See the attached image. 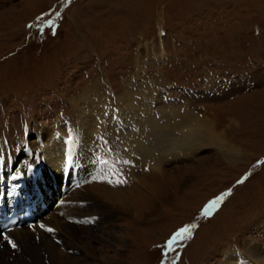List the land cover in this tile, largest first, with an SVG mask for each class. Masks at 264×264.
I'll use <instances>...</instances> for the list:
<instances>
[{"label": "rangeland", "instance_id": "374dc122", "mask_svg": "<svg viewBox=\"0 0 264 264\" xmlns=\"http://www.w3.org/2000/svg\"><path fill=\"white\" fill-rule=\"evenodd\" d=\"M96 90L112 114L120 107L117 96L128 91L137 101L151 98L163 113L179 109L216 122V131L243 155L206 147L167 161L165 175L140 166L132 177L131 169L143 159L128 141L134 133L115 124L99 126L106 142L92 162L80 165L88 167L87 182L102 171L98 156L105 167L102 183L90 182L91 190L106 198L100 200L105 208L96 204L97 225L88 239L96 254L69 252L81 264H226L235 252L246 264H259L255 250L264 255V0H0L2 168L20 160L23 149L35 155L44 151L38 134L47 137L56 126L75 132L78 103ZM66 137L71 150L74 140ZM81 172L76 171L78 181ZM74 179L71 174L69 186L76 192ZM67 189L58 190L57 202L44 215L47 221L75 197ZM118 194L131 211L107 201Z\"/></svg>", "mask_w": 264, "mask_h": 264}, {"label": "bare ground", "instance_id": "6f19581e", "mask_svg": "<svg viewBox=\"0 0 264 264\" xmlns=\"http://www.w3.org/2000/svg\"><path fill=\"white\" fill-rule=\"evenodd\" d=\"M143 73V69L139 68V77H142ZM130 90L131 85H128V91ZM128 91L122 96H117L120 107L113 114L106 104L107 100L103 93L97 90L87 91L88 93L82 95L81 101L78 103L77 114L80 126L76 127L75 132L70 133L64 127L56 126L55 129L46 132L47 137L41 134L35 137L38 142L45 145L44 151H40V154L35 155L31 150L23 149L20 154L21 159H14L11 167H5L3 164L5 168H2L0 165V198L11 199L13 195L17 196V192H20L21 189L39 193V196L33 194V197H23L24 201L29 198V204L24 203V214L32 220L30 212L38 206L49 208L51 205L50 210H52L57 197L55 196L53 201L51 200L54 197L52 191L55 190V184L59 186L60 178L65 183L64 178L67 176V171L70 170V179L73 171L79 172L82 169L79 181L77 174L72 175L75 177L73 184L78 182L76 187L79 188L76 192L71 190V185L68 186L75 197L70 201H65L63 206H60V209L56 210L57 212L55 211L51 221L46 220L49 217L43 216L36 224L32 222L8 230L1 229L0 264H71L73 262L81 264V260L77 258L78 255H72L69 251L77 252L79 249L86 254H96L88 239L94 236V228L97 225L95 214L99 209L96 204H103L102 208H105V203L101 201L106 198L102 193L99 194L100 191L95 188L92 191L90 182L97 180L102 183V179L105 177V167L100 166L98 156V168L102 171L98 172L97 177L91 178V181L87 182L90 178L88 167L80 168V165L92 162L94 159H89L96 156L97 151L102 150V145L106 142L100 134V130L103 128L99 126L107 127L110 124H115L127 133H134L133 137L128 138V141L136 146L143 159L131 169L132 177H135V169L140 166L165 175L163 165L167 161L192 157L206 147H214L227 156L243 155L238 147L228 142L224 134L216 131V122L206 120V118L203 120L190 112L182 114L178 112L179 109L163 113L161 109H157L151 98L143 96L137 101L131 97ZM182 115L184 118L181 117ZM111 116H115L116 119H112ZM60 132L61 134H58ZM66 136H72L74 140L69 145L71 150L65 146L68 139ZM94 144H99L98 148ZM29 155L32 158H28ZM85 158H87V163L84 161ZM84 171L87 175H83ZM44 182H48L46 191L41 190V184ZM137 184L139 185V182ZM82 193L93 203L88 202ZM90 194L93 196H89ZM118 196L112 199L109 197L107 201L118 205L123 211H131V205L124 201L121 195L118 194ZM101 212V215L105 214V210ZM156 212L157 209H154L147 213V219L152 218ZM60 216H62V221L59 219ZM51 232L54 233V237ZM57 240L61 243L58 244ZM251 250L253 251V248ZM255 252L256 262L264 264L263 252L259 250H255ZM237 254V252L233 253V262L228 258L226 264H246L244 256Z\"/></svg>", "mask_w": 264, "mask_h": 264}, {"label": "snow or ice", "instance_id": "6c2138e0", "mask_svg": "<svg viewBox=\"0 0 264 264\" xmlns=\"http://www.w3.org/2000/svg\"><path fill=\"white\" fill-rule=\"evenodd\" d=\"M49 231H52V230H51V229H49ZM177 235H180V234L178 233ZM13 246H15V245H13Z\"/></svg>", "mask_w": 264, "mask_h": 264}]
</instances>
